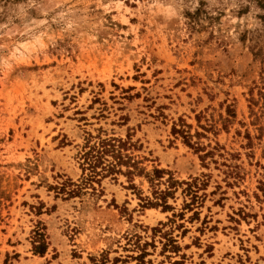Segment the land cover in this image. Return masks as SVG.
Instances as JSON below:
<instances>
[{"label": "rangeland", "instance_id": "rangeland-1", "mask_svg": "<svg viewBox=\"0 0 264 264\" xmlns=\"http://www.w3.org/2000/svg\"><path fill=\"white\" fill-rule=\"evenodd\" d=\"M89 135L204 201L69 197ZM0 264H264V0H0Z\"/></svg>", "mask_w": 264, "mask_h": 264}, {"label": "trees", "instance_id": "trees-1", "mask_svg": "<svg viewBox=\"0 0 264 264\" xmlns=\"http://www.w3.org/2000/svg\"><path fill=\"white\" fill-rule=\"evenodd\" d=\"M184 126L185 125H182L178 129L175 125L173 128L174 134L182 136L185 143L195 148L196 151H202L204 147L192 143L193 136L184 131ZM135 149L136 144L132 141L131 135H128L126 139L114 137L103 138L101 136L93 137L89 135L80 155V159L82 160L81 169L84 176L83 181L80 185L74 183H71V185L69 184L70 186L73 185L76 187V189L68 192L69 197L80 194L82 190L86 188H92L94 190V184H100L101 181L107 177L125 174L128 176L139 175L140 177H145L151 184L154 189L155 202L148 200V206H161L165 211H172L173 207L168 205L167 199L169 197L175 198L180 187H185L183 189V194L191 199V203L186 204L188 209L192 208L194 205L202 204L204 198L199 196V192L202 189L199 187L200 180L198 178L192 179L190 182H180L171 172L166 170L156 168L149 173L145 168L140 166L142 162L138 161L137 157L134 156L132 151ZM209 155L210 153H205L202 158L205 159ZM124 167L127 169L126 171L123 170ZM162 186L166 188L162 189ZM206 186L207 185L203 183L202 187ZM61 190L66 191V184ZM46 250L47 244L44 243V241L34 249L35 253L41 255L45 254Z\"/></svg>", "mask_w": 264, "mask_h": 264}]
</instances>
